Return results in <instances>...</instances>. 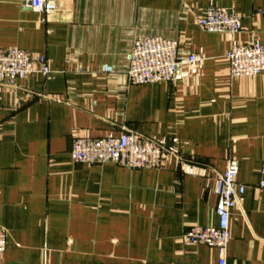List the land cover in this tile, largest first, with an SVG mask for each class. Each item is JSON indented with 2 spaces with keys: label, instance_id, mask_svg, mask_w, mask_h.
Returning <instances> with one entry per match:
<instances>
[{
  "label": "crops",
  "instance_id": "1",
  "mask_svg": "<svg viewBox=\"0 0 264 264\" xmlns=\"http://www.w3.org/2000/svg\"><path fill=\"white\" fill-rule=\"evenodd\" d=\"M0 0V48L46 55L52 73L0 85V264H218L186 244L217 226L215 179L230 158L246 186L231 212L228 264H264V72L230 77L234 44L264 43V0ZM210 5L242 18L235 34L199 24ZM180 42L202 60L175 82L132 84L137 39ZM110 65L112 72L103 71ZM138 131L169 149L159 169L74 162V136Z\"/></svg>",
  "mask_w": 264,
  "mask_h": 264
},
{
  "label": "built area",
  "instance_id": "2",
  "mask_svg": "<svg viewBox=\"0 0 264 264\" xmlns=\"http://www.w3.org/2000/svg\"><path fill=\"white\" fill-rule=\"evenodd\" d=\"M29 6L45 14L56 10L53 0H30ZM264 15V7L257 10ZM201 28L211 33L235 34L242 29V18L235 12L216 5H210L200 19ZM180 42L163 36H148L134 41L126 55L127 74L132 84L175 82L182 78V68L202 60L196 54L181 56ZM230 77H254L264 72V43L253 39L248 43L234 44L226 54ZM110 65L103 71L112 72ZM32 73L48 77L52 70L46 55L32 57L20 48H0V85H15L18 80ZM169 149L161 142L138 131L128 130L120 136H74L71 158L84 164L114 163L130 169H159ZM238 162L230 158L225 170L215 179L217 195V226H191L182 236L186 244H202L218 250V264H228L231 212L236 208L246 191L238 181ZM264 174V169L262 170ZM264 189V179L260 181ZM7 235L0 228V257L7 248Z\"/></svg>",
  "mask_w": 264,
  "mask_h": 264
},
{
  "label": "water",
  "instance_id": "3",
  "mask_svg": "<svg viewBox=\"0 0 264 264\" xmlns=\"http://www.w3.org/2000/svg\"><path fill=\"white\" fill-rule=\"evenodd\" d=\"M30 3V0H28V4Z\"/></svg>",
  "mask_w": 264,
  "mask_h": 264
}]
</instances>
